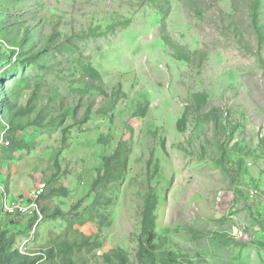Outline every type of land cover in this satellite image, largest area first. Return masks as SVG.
<instances>
[{
  "label": "rangeland",
  "instance_id": "obj_1",
  "mask_svg": "<svg viewBox=\"0 0 264 264\" xmlns=\"http://www.w3.org/2000/svg\"><path fill=\"white\" fill-rule=\"evenodd\" d=\"M6 4L15 5L13 31L21 28L10 38L28 33L35 49L49 47L53 67L0 74V97L16 103L0 107L4 118L38 94L20 115L26 130L0 139V232L27 253L90 238L88 264H108L104 255L118 249L139 264L141 211L153 189L156 264H264V197L240 191L264 190V0ZM44 110L46 123L57 121L30 125ZM126 145L125 179L93 192L104 158ZM41 184V209L56 216L31 226L7 214L6 201L28 200ZM52 187L65 191L48 196Z\"/></svg>",
  "mask_w": 264,
  "mask_h": 264
},
{
  "label": "trees",
  "instance_id": "obj_2",
  "mask_svg": "<svg viewBox=\"0 0 264 264\" xmlns=\"http://www.w3.org/2000/svg\"><path fill=\"white\" fill-rule=\"evenodd\" d=\"M7 1L18 3L22 0H0V22L1 17H6L5 22L0 23V74L8 71H19L25 67H36L41 70H49L53 67L52 57L53 51L49 47H43L35 49L31 44V39L28 33L16 43V40L11 39L19 37L21 28L17 29V32L13 31L16 25V10L15 5H7ZM258 5V3H256ZM257 9V8H256ZM254 21H257V13L254 14ZM97 75V73L94 71ZM1 94V91H0ZM38 98V94L35 93L29 101V106L25 110L16 111L15 114L10 112V115H6L5 118L0 115V139L2 135L7 138H12L18 134L19 131H25L26 127L21 125L20 115L28 113L31 104ZM0 107L2 109L12 110L16 107V103L7 98V95L0 97ZM91 111L86 113L84 121L87 122L90 117ZM76 114V113H75ZM146 109L140 110L138 117H145ZM49 114L44 110L41 111L36 119L30 123L32 126L43 127L49 124H54L57 120H53L50 123H46V119ZM75 125L84 124L80 121L76 115ZM180 123V127H181ZM66 134V131H64ZM63 141L66 144V136L63 137ZM22 142V141H20ZM19 148H23L20 143ZM163 151L167 154L165 144L162 145ZM131 149L126 145L125 147L119 146L112 156L105 157L103 163V173L99 174L93 182V189L103 187L108 189L112 183H117L125 179V174L129 166V155ZM58 168L59 165L56 163ZM59 171L48 180L49 184L53 186L59 177ZM65 189L49 188L48 196H54L56 194L64 193ZM91 191V192H92ZM46 194L42 195L38 200L40 207L42 206V199ZM160 204V198L157 193L151 189L144 199V205L141 211V241L138 250V262L139 264H156V238L157 232V219H158V207ZM2 207V199L0 197V208ZM47 207H42L41 212L44 217H54L57 212L49 213ZM3 209H0V212ZM21 218V216H20ZM16 221H12L15 223ZM33 218L30 220L32 226ZM65 238V239H64ZM58 241L56 247L41 250L39 252L23 254L21 250L16 247V237L9 235V231L3 230L0 232V264H88V259L85 256L84 250H91L93 248L90 238L82 239L80 242H70L66 237ZM34 254V255H32ZM36 254V255H35ZM105 262L108 264H114L113 260H116L119 264H127L126 257L123 250H112L107 255H104Z\"/></svg>",
  "mask_w": 264,
  "mask_h": 264
},
{
  "label": "built area",
  "instance_id": "obj_3",
  "mask_svg": "<svg viewBox=\"0 0 264 264\" xmlns=\"http://www.w3.org/2000/svg\"><path fill=\"white\" fill-rule=\"evenodd\" d=\"M46 184L38 185V187L32 192L30 198L27 200L25 198L18 199L17 203L9 204L7 201L4 203V210L10 216H18V217H30V218H39L37 220L36 226L43 219V215L41 212V207L38 203V200L42 195L45 194ZM240 191L249 195L252 200L263 198L264 190L258 187L256 184L248 183L246 186L240 188ZM222 194V193H221ZM247 232H243L241 229H237V227L233 228V236L237 239L247 240L249 237ZM23 254H30L24 251V249H20ZM34 255V254H32ZM36 255V254H35Z\"/></svg>",
  "mask_w": 264,
  "mask_h": 264
}]
</instances>
